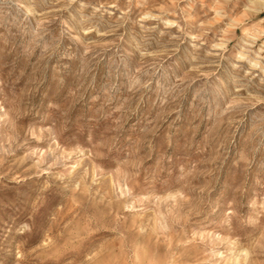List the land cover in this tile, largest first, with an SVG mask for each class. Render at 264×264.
Returning <instances> with one entry per match:
<instances>
[{
    "label": "rangeland",
    "instance_id": "rangeland-1",
    "mask_svg": "<svg viewBox=\"0 0 264 264\" xmlns=\"http://www.w3.org/2000/svg\"><path fill=\"white\" fill-rule=\"evenodd\" d=\"M0 264H264V0H0Z\"/></svg>",
    "mask_w": 264,
    "mask_h": 264
}]
</instances>
